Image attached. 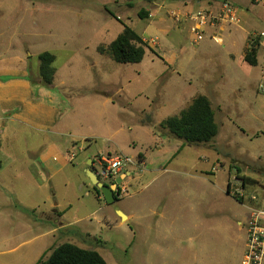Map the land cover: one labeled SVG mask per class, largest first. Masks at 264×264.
<instances>
[{"label": "rangeland", "instance_id": "obj_1", "mask_svg": "<svg viewBox=\"0 0 264 264\" xmlns=\"http://www.w3.org/2000/svg\"><path fill=\"white\" fill-rule=\"evenodd\" d=\"M155 1L166 3L164 21L150 17ZM229 1L240 25L209 27L195 43L193 23L179 22L174 14L207 11L208 5L185 13L182 0H0V58L27 59L37 82L38 56H56L63 131L16 126L0 137V264H37L65 242L99 252L108 264L242 263L251 209L264 206V95L258 89L264 47L256 66L244 56L248 39H259L254 34L264 23L251 22L259 10L253 0ZM125 26L145 39L147 52L139 64H120L98 51ZM200 95L211 100L220 131L211 143L189 145L161 123ZM68 133L90 138L85 150L73 151L79 154L74 161L66 150L73 144ZM51 143L67 160L64 166L54 163L55 172L38 161ZM139 153L147 166H129L132 174L122 184L127 193L113 203L103 195L98 199L85 157H132L138 163ZM163 162H173L179 178L189 180V191L182 201L169 196L163 228H150L152 192L165 191L160 181L150 186L162 174L152 168ZM243 178L256 184L243 187ZM243 189L241 203L234 194ZM119 212L137 220L120 223Z\"/></svg>", "mask_w": 264, "mask_h": 264}, {"label": "crops", "instance_id": "obj_2", "mask_svg": "<svg viewBox=\"0 0 264 264\" xmlns=\"http://www.w3.org/2000/svg\"><path fill=\"white\" fill-rule=\"evenodd\" d=\"M230 2L229 0H225ZM222 0H182L181 5H184L186 12H190V8H200L202 5H208V9L217 10L225 2ZM253 6L259 8V10L253 12V17L251 22L253 23H264V2L263 0H253ZM231 3V2H230ZM166 3H159L157 1L149 4V10L152 11L150 17L164 21L163 9ZM171 6V5H169ZM179 5H172L171 7H178ZM185 22V21H184ZM183 22V23H184ZM254 35L259 36L260 46L264 45V30L255 31ZM254 33V32H252ZM250 33V34H252ZM144 39V37H143ZM145 40V39H144ZM260 52V50H259ZM259 57V53H258ZM258 64H259V59ZM58 69L55 76V82L50 88L43 87L41 85H34L35 81L31 79L29 74V61L23 57L12 56L0 58V137L8 136L11 132H16V126H22L27 129H32L39 133H53L56 135H62L63 131L58 130L60 120L62 117L61 105L62 101L60 100L59 92L56 91L58 87ZM156 135V134H154ZM66 136L73 137L72 141V150L66 149L68 154H71L70 159L74 161L78 159L79 154H76L75 149L78 148L79 151L85 150L84 141L90 140L87 135L84 134H72L68 133ZM156 137V136H155ZM81 138V140H79ZM175 138V137H174ZM171 137V139H174ZM199 146V145H198ZM2 145H0V150ZM102 155V154H98ZM96 155L94 158L91 155H87L84 160V164L89 163L90 160L95 161ZM175 156V155H174ZM139 157V167L145 164L147 166V159L142 154H138ZM39 163L42 164V167L47 170H52L53 164L61 163L63 166L67 164V160L64 158L60 147L54 143H51L44 149H41L39 153ZM1 162V161H0ZM141 166V167H142ZM3 164L0 163V170H2ZM145 169V168H144ZM142 169V170H144ZM141 170V171H142ZM152 170L155 173L162 172V174L156 175L150 184L160 181L164 185V199L161 195L163 189H157L155 192H152V197L154 198L151 208V214L155 221L151 224L150 228H163L162 223L166 221V212L168 206L170 205L169 196L174 194L178 197L177 200L182 201V197L185 194H188L189 191V180L183 177L179 178V175L182 174L180 171L174 167L173 162H163V164H153ZM126 174H132L130 170ZM176 175V177H168L167 175ZM124 176V175H123ZM126 179V178H125ZM40 186V184H38ZM231 186V184H229ZM231 191V189H230ZM173 194V195H172ZM98 199H102V196H98ZM183 207V204L181 205ZM252 213V212H251ZM126 216L125 220L120 219V223L130 222L134 219L137 220V216L131 213H123ZM251 216V214H250ZM52 217H57V213ZM250 218V217H249ZM249 220V219H248ZM118 220H115L117 222ZM62 226V224H61ZM49 252V251H48ZM47 253V251H46Z\"/></svg>", "mask_w": 264, "mask_h": 264}, {"label": "trees", "instance_id": "obj_3", "mask_svg": "<svg viewBox=\"0 0 264 264\" xmlns=\"http://www.w3.org/2000/svg\"><path fill=\"white\" fill-rule=\"evenodd\" d=\"M147 17V13H140ZM259 39H248L244 61L251 66L258 64L260 50ZM99 53H107L115 62L120 64H139L144 60L147 45L141 35L129 26H125L118 37L108 46L99 47ZM40 61L39 80L34 83L46 88L53 86L57 68L56 56L52 52H45L38 56ZM31 77V76H30ZM32 79V78H31ZM174 137L189 145H203L213 142L219 135V125L216 122L215 111L211 100L207 96L196 97L191 105L183 110L179 116L171 117L161 123ZM2 163V162H0ZM95 161H93V166ZM255 183L254 180L242 179L243 185ZM98 196H102L100 189L94 186ZM119 190V189H118ZM230 190V185H229ZM119 192H115V201L119 200ZM241 203L244 200L238 199ZM37 264H108L103 256L95 251L77 246L74 243L65 242L47 252Z\"/></svg>", "mask_w": 264, "mask_h": 264}, {"label": "built area", "instance_id": "obj_4", "mask_svg": "<svg viewBox=\"0 0 264 264\" xmlns=\"http://www.w3.org/2000/svg\"><path fill=\"white\" fill-rule=\"evenodd\" d=\"M174 15L179 22L181 18H186L193 23L191 31L194 35L195 43H199L204 39L205 32L209 27L215 28L223 25L238 26L241 22L237 7L227 1H225L218 10H198L192 14H186L184 16L181 14ZM213 40L216 43L222 44V39L220 38L213 37ZM254 40L257 39L255 38ZM262 47H264V45H262ZM258 89L259 92L264 95V67L262 69V79L259 83ZM71 160H73V157ZM131 165L139 167V162L136 163L132 157L100 156L98 159H95V164L93 167L94 172L100 181L110 180V185H112L118 178L122 177L123 175L126 176V172L129 170V166ZM122 184L119 185L115 191L119 192V197L127 193V188L122 186ZM242 186L244 187L243 182ZM231 188L233 189L232 186H230V189ZM234 195L237 199L244 201L246 199L244 189L242 191L235 192ZM251 200L257 203L259 201L255 196ZM251 212V216L246 225L247 251L241 264H264V206L252 208Z\"/></svg>", "mask_w": 264, "mask_h": 264}, {"label": "water", "instance_id": "obj_5", "mask_svg": "<svg viewBox=\"0 0 264 264\" xmlns=\"http://www.w3.org/2000/svg\"><path fill=\"white\" fill-rule=\"evenodd\" d=\"M89 167L90 169L87 172L93 186H97L100 189L102 195L104 196L105 200L108 203L115 202V191L117 190V187L121 185L125 180V178L130 176V174H126V176H122L118 178L112 185H106L105 183L101 182L100 179L95 174L94 168H92L93 167L92 160H90ZM119 213L122 220H125L126 216L122 212Z\"/></svg>", "mask_w": 264, "mask_h": 264}]
</instances>
